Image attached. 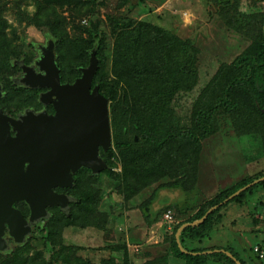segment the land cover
I'll use <instances>...</instances> for the list:
<instances>
[{"label": "trees", "instance_id": "obj_1", "mask_svg": "<svg viewBox=\"0 0 264 264\" xmlns=\"http://www.w3.org/2000/svg\"><path fill=\"white\" fill-rule=\"evenodd\" d=\"M28 1L31 10L21 0H0V82L4 92L0 106L9 114L41 107L38 90L16 82L21 70L18 62L31 54L32 46L22 40L19 28L9 21L6 12L12 10L20 25L33 26L53 39L62 82L79 77L80 68L89 65L91 52L96 49L98 69L93 86L99 84L110 101L113 146L107 152L102 150L109 168L97 175L82 168L76 174L72 191L79 201L72 203L70 212L54 210L53 216L25 242L10 251H0V264H134L127 241L99 247L97 250L110 251V256L98 262L83 256L81 250L85 248L81 245L65 242L64 230L68 227L107 229L113 210L102 207V173L114 181L125 206L144 189L156 186L140 205L150 226L169 209L177 219V215L184 216L173 232L166 234L162 254L154 257L148 253L144 264H170L172 257L183 264H208L211 259L237 264L224 252L201 253L221 249L205 246L203 240L222 223L229 204L247 205L252 202L251 196L264 191L261 180L224 202L240 188L264 177V170L243 176L185 209L180 202H171L153 213L151 205L161 189L190 194L200 188L205 142L224 130L231 128L238 137L260 139L259 151L264 153V0H255L263 6L248 9L242 8V0H207L216 7L226 27L250 44L231 62L220 64L199 88L186 116L179 113L178 101L199 84L200 48L158 22L116 12L144 0H117V10L106 12L105 17L103 10L109 0ZM85 18L88 23H83ZM220 203L201 224L182 230L181 244L188 252L181 250L176 239L179 227L200 219ZM25 209L29 212L26 204ZM253 211L252 220L260 222ZM37 239L46 247L31 252ZM224 249L249 264L232 246ZM251 249L261 260L254 246Z\"/></svg>", "mask_w": 264, "mask_h": 264}, {"label": "rangeland", "instance_id": "obj_2", "mask_svg": "<svg viewBox=\"0 0 264 264\" xmlns=\"http://www.w3.org/2000/svg\"><path fill=\"white\" fill-rule=\"evenodd\" d=\"M21 1L23 5H28L30 10L33 8L28 0ZM116 3L117 0H109L108 7L103 10L104 17L106 12L117 10ZM257 4L263 6L261 1L255 3V0H242L243 9H248L250 6L255 8ZM116 12L125 13L137 19H151L172 29L180 37L190 39L200 48L199 84L178 101L179 113L184 116L189 114L199 88L210 80L220 64L231 62L250 44L249 40L241 34L226 27L216 7L207 0H144L134 7L126 6L119 8ZM6 15L9 21L19 28L22 40L33 41L37 45L44 41L41 31L33 26L20 25L12 10L7 11ZM83 23H88V18H85ZM260 143V139L236 136L231 128L230 131L224 130L221 134L208 139L202 156L200 188L190 194H185L180 189H161L151 205L152 212L156 213L171 202H180L181 207L185 209L195 204V201L211 197L219 190L228 188L243 176L264 170V153L259 151ZM99 183L105 191L102 207L113 210L107 229L68 227L64 230L65 242L81 245L85 248L81 250V254L96 262L110 256V251L97 250L99 247L123 241L128 243L134 264H144L145 258L151 255L160 256L165 247L164 238L167 233L173 232V228L166 229L164 211L159 221L150 226L140 208L142 202L149 198L156 186L144 189L125 206L122 204L123 200L117 193L113 180L102 173ZM251 198L252 202L244 206L229 204L224 210L225 216L222 223L218 224L210 237L205 238L203 242L208 245L214 243L217 246L232 244L249 264H264V258L259 260L251 249L253 246L263 248L264 245V191L254 194ZM253 209L255 215L260 217V222L255 223L252 220L250 212ZM33 244L31 252L46 247L41 239L34 240ZM44 250L47 252L46 248ZM148 253L151 254L146 257ZM170 264H183V262L172 257ZM208 264L225 263L211 259Z\"/></svg>", "mask_w": 264, "mask_h": 264}, {"label": "water", "instance_id": "obj_3", "mask_svg": "<svg viewBox=\"0 0 264 264\" xmlns=\"http://www.w3.org/2000/svg\"><path fill=\"white\" fill-rule=\"evenodd\" d=\"M22 66L20 83L48 88L40 94V102L43 106L53 103L56 111L50 114L45 108L39 112L27 109L13 116L0 107V251L10 247L3 238L7 227L9 235L20 244L34 225L49 216V206H59L69 213L73 197L55 188L72 187L82 167L96 175L109 168L100 151L107 152L113 146L110 101L101 93L99 84L93 86L98 69L96 49L91 52L89 65L80 68L81 75L73 82L61 81L53 41L41 48L37 71ZM3 95L0 82V97ZM261 180L264 177L240 188L224 202ZM18 201L29 205L28 219L14 206ZM220 205L211 207L200 219L182 224L176 234L181 250L187 252L180 241L182 230L201 224ZM207 252H224L237 264H243L228 250Z\"/></svg>", "mask_w": 264, "mask_h": 264}, {"label": "flooded vegetation", "instance_id": "obj_4", "mask_svg": "<svg viewBox=\"0 0 264 264\" xmlns=\"http://www.w3.org/2000/svg\"><path fill=\"white\" fill-rule=\"evenodd\" d=\"M42 34H43V36H44V41L43 42H41V43H39L38 45L35 43V42H33V41H30L29 43L31 44V54L28 56V57H24V58H22V60H19V66H20V68H21V70H20V73L18 74V76H17V80H16V82H18L20 85L19 86H25V85H23L22 83H20V81H19V79L20 78H22L23 76H24V71H23V64H25L26 66H31V67H34L35 68V70L37 71L38 70V67H37V61L39 60V57H40V54H41V48L42 47H47L48 45H49V42L50 41H53V39L52 38H50L47 34H45V33H43L42 32ZM63 83H65V82H63ZM29 88H31V87H29ZM34 89H37L38 90V92H39V101H40V94L41 93H43V92H46L47 90H49L48 88H34ZM1 98V97H0ZM41 103V107H39V108H37V107H27L26 109H24L23 111H19V112H16L15 114H9L8 112H6V111H4L5 113H7V114H9V115H13V116H17L18 114H20V113H24L25 112V110H27V109H32V110H34V111H41V110H43L44 108L50 113V114H55V107H54V104L53 103H49V104H47L46 106H43V104H42V102H40ZM1 107V106H0ZM2 108V107H1ZM3 109V108H2ZM4 110V109H3ZM14 134V133H13ZM100 154H101V156H102V150L100 151ZM103 157V156H102ZM83 168V167H82ZM81 168V169H82ZM81 169H79L78 171H77V173L81 170ZM76 173V174H77ZM76 174H75V179H76ZM75 184H76V180H75V183H74V185L72 186V187H56L55 188V190L57 191V192H59V193H64V194H68V195H70V196H72L73 197V199H74V201L73 202H77V201H79V199H78V197H76L75 195H74V193H73V191H72V189L74 188V186H75ZM73 202H71L70 203V208H71V206H72V203ZM25 204L29 207V205L25 202V201H18V202H16L15 204H14V206L16 207V208H18V209H20L21 210V212L23 213V215H24V217L25 218H29V216H30V208H29V212H26V209H25ZM60 210L61 212H64L59 206H53V207H48V212H49V216L47 217V218H42L40 221H39V223L37 224V225H34L33 226V228H32V232H31V234L30 235H32V233H33V231L36 229V228H41L45 223H46V221L51 217V216H53V214H54V210ZM30 235H27L26 236V240L29 238V236ZM3 238L6 240V242L9 244V248L6 250V251H10V250H12V249H14L16 246H17V244H19V243H17L16 241H15V238L14 237H12L11 235H9V230H8V227L6 228V230H5V233H4V235H3ZM25 240V241H26ZM23 243V242H22ZM6 251H3V252H6Z\"/></svg>", "mask_w": 264, "mask_h": 264}, {"label": "built area", "instance_id": "obj_5", "mask_svg": "<svg viewBox=\"0 0 264 264\" xmlns=\"http://www.w3.org/2000/svg\"><path fill=\"white\" fill-rule=\"evenodd\" d=\"M164 220L168 225H172L175 220L173 210L169 209L165 212ZM254 251L258 253L261 258H264V249H261L260 246H254Z\"/></svg>", "mask_w": 264, "mask_h": 264}, {"label": "crops", "instance_id": "obj_6", "mask_svg": "<svg viewBox=\"0 0 264 264\" xmlns=\"http://www.w3.org/2000/svg\"><path fill=\"white\" fill-rule=\"evenodd\" d=\"M184 216H180L178 219L177 218H175V220H174V222L172 223V225H168L167 223H164V225H166L167 224V230H172V228L174 227L173 225H175L178 221H181V220H183L184 218H183ZM182 226V225H181ZM180 226V227H181ZM179 230V229H178ZM176 234H177V232H176ZM177 239V238H176ZM181 241V240H180ZM156 242H157V240H156ZM158 243V242H157ZM257 244V243H256ZM203 245H206V246H208V247H211V246H216V247H220L221 249H224V247L226 248L227 246H232L234 249H235V251L237 252V248L235 247V246H233L232 244H228V245H221V246H217L216 244H212V243H210L209 245H208V243L207 244H203ZM137 246V245H136ZM138 247V246H137ZM140 247V246H139ZM221 249H219V250H221ZM263 249H264V245H263ZM215 250V249H214ZM226 250V249H225ZM207 251H210V250H207ZM207 251H203V252H207ZM229 251V250H228ZM188 252V251H187ZM231 252V251H230ZM202 253V252H201ZM193 254H198V252L197 253H193ZM240 256V255H239ZM173 258H175V257H173Z\"/></svg>", "mask_w": 264, "mask_h": 264}]
</instances>
